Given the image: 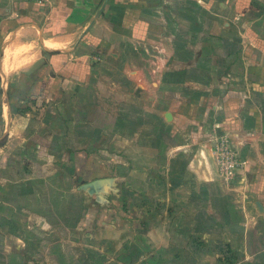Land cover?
I'll return each mask as SVG.
<instances>
[{"label": "crops", "instance_id": "obj_1", "mask_svg": "<svg viewBox=\"0 0 264 264\" xmlns=\"http://www.w3.org/2000/svg\"><path fill=\"white\" fill-rule=\"evenodd\" d=\"M0 264H264V0H0Z\"/></svg>", "mask_w": 264, "mask_h": 264}, {"label": "built area", "instance_id": "obj_2", "mask_svg": "<svg viewBox=\"0 0 264 264\" xmlns=\"http://www.w3.org/2000/svg\"><path fill=\"white\" fill-rule=\"evenodd\" d=\"M31 1L42 2L44 0ZM213 154L217 163L219 176L226 182L236 180L239 171L245 167V163L240 158L239 153L228 136L223 135L215 140Z\"/></svg>", "mask_w": 264, "mask_h": 264}, {"label": "rangeland", "instance_id": "obj_3", "mask_svg": "<svg viewBox=\"0 0 264 264\" xmlns=\"http://www.w3.org/2000/svg\"><path fill=\"white\" fill-rule=\"evenodd\" d=\"M84 198H85V194H84ZM119 208H116L114 210H118ZM123 213V212H122ZM119 212H116V215H118ZM128 220H130V222H119L120 225H118L117 223L114 224L115 227H119V228H113L112 227V231L110 232V236H111V239H112V246L118 248L119 245L125 241L127 238L131 237V238H134L135 237V234H137L136 232H138L140 229L139 227L136 226V223L138 222H134V218L135 216L133 215V212H131V215H129L128 217ZM113 224V223H112ZM143 229H145V227L148 225L147 223H144L143 224ZM130 235V236H127ZM126 235V237H124ZM118 255V254H117Z\"/></svg>", "mask_w": 264, "mask_h": 264}]
</instances>
